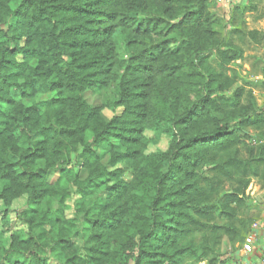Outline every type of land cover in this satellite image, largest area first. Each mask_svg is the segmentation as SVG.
Masks as SVG:
<instances>
[{
	"label": "trees",
	"instance_id": "16d2710c",
	"mask_svg": "<svg viewBox=\"0 0 264 264\" xmlns=\"http://www.w3.org/2000/svg\"><path fill=\"white\" fill-rule=\"evenodd\" d=\"M13 4L0 0V131L9 118L23 145L0 132V179L8 180L3 194L15 187L34 207L22 216L29 233L49 221L39 206L58 194L57 182L49 181L51 172L80 144L76 158L89 169L78 183L81 195L100 187L108 194L91 215L93 246L90 260L81 259L82 264H119L123 258L126 264H224L216 246L220 237L234 236L230 220L245 202L239 187L213 197V183L199 174L205 165H214L219 181L221 174L260 175L264 141L249 150L257 164L248 173V161L233 156L231 149L237 130L252 126L264 136V107L253 101L255 109L245 112L237 101L240 87L231 97L222 93L233 81L220 79L222 73L208 62L205 50L216 49L224 64L241 58L242 51L232 53L223 39L215 45L208 0ZM10 18L15 20L9 24ZM111 82L118 87L111 104L122 111L105 119L101 107L86 101L83 93ZM38 95L44 97L37 101ZM147 128L169 137L166 150L153 156L158 160L155 173L146 167L149 160L137 163ZM32 133L40 136L36 142ZM116 143L122 151L112 153L110 162L133 166L130 181L121 177V169L94 167ZM121 210L132 216L128 223L117 220ZM49 226L40 227L37 241L57 249L65 237L53 233L54 224ZM77 259L73 254L67 261L75 264ZM18 264L47 263L28 253Z\"/></svg>",
	"mask_w": 264,
	"mask_h": 264
},
{
	"label": "rangeland",
	"instance_id": "374dc122",
	"mask_svg": "<svg viewBox=\"0 0 264 264\" xmlns=\"http://www.w3.org/2000/svg\"><path fill=\"white\" fill-rule=\"evenodd\" d=\"M12 1L13 7L17 0ZM208 10L213 16L214 23L210 26L213 34L212 40L215 45L221 39L232 49V53L238 50L242 51V57L230 61L228 64L222 63L217 57L216 49L205 50L204 56L208 62L221 74V80L232 82L222 91L226 97L233 96V91L237 88L242 89V94L237 99L239 105H242L245 112L255 109L253 101L259 108L264 107V0H208ZM12 8V6H11ZM15 19L10 18L9 24ZM5 29V28H4ZM27 40L26 36L22 37ZM4 40L0 37V42ZM222 47V46H221ZM228 47H225L227 49ZM18 60L22 61L19 55ZM220 93V91H217ZM118 87L116 82H111L105 87L93 90H85L83 95L89 103L101 107V116L110 119L115 114L122 111V107H113L111 102L116 100ZM44 95H38L35 100L39 101ZM29 104V100L26 101ZM110 102V103H109ZM215 117H222L215 112ZM6 124L3 132L5 135H11V140L22 146L21 139L17 136L19 129L9 126L10 119L6 117ZM237 128V127H236ZM262 129L248 126L242 130H237V140L232 146L231 154L242 161H248V173L251 164H257L250 159V149L257 148L264 141ZM33 134V133H32ZM33 134L32 141L36 142L40 136ZM144 142L139 149L137 163L143 166L147 160V169L155 173V166L158 160L153 156L163 153L168 145L169 137L166 133L152 128H147L143 133ZM3 142V141H1ZM27 140L24 142L26 146ZM1 144V143H0ZM106 152L102 159L95 162L94 167L104 168L107 171L121 169L124 180L130 181L134 173V167L124 161H118L114 164L110 162L111 155L114 152L122 151L117 143ZM81 145L74 148L70 158L62 163L59 168L51 172L49 181L56 183L58 194L52 195L48 200H43L39 206L40 209L48 213V222L34 226L33 234L29 233L27 224L22 216L29 209L26 194H16L14 187L10 194L5 195L2 192L4 185L8 180L0 179V264H18L22 262L28 253H35L47 264H71L69 255L75 254L77 260L75 264H82L81 259L90 260V249L93 246L90 233L92 229V217L99 200L107 197L104 187L95 190L89 196H82L79 182L84 181L89 175V169L85 168L80 159L76 158ZM257 156V155H255ZM153 157V158H152ZM223 155L222 159H225ZM259 176H245L233 178L221 174V180L217 178V172L214 165H205L199 177H205L207 182L213 183L214 188L211 193L213 197L223 191H229L236 187L241 189L239 196L244 200V205L237 207L231 218V227L235 230L232 241L228 237H220L218 245L219 259H225L224 264H237L241 255L250 254L251 259H258L264 255V248L258 245L257 234L262 229L261 220L264 219V163H258ZM242 168V167H241ZM65 169V170H64ZM224 175V176H223ZM114 182L111 179L107 185ZM203 183V181H201ZM10 183V182H9ZM219 186V187H218ZM63 197V198H62ZM38 210V209H36ZM117 220L129 222L132 218L130 213L119 211ZM114 214V213H113ZM128 214V215H127ZM131 217V218H130ZM214 222L213 219H202L201 221ZM50 224H54L53 233L63 234L66 241L59 244L57 249L51 243H41L37 241L36 233L40 227L50 229ZM38 235V234H37ZM250 239V242L247 241ZM209 240L211 236L209 234ZM208 241V240H207ZM249 243V253H245V244ZM118 249V247H117ZM245 251V252H244ZM217 263V260L215 261ZM214 263V264H215ZM119 264H126L124 258ZM199 264H207V261H200Z\"/></svg>",
	"mask_w": 264,
	"mask_h": 264
},
{
	"label": "crops",
	"instance_id": "0c3cea01",
	"mask_svg": "<svg viewBox=\"0 0 264 264\" xmlns=\"http://www.w3.org/2000/svg\"><path fill=\"white\" fill-rule=\"evenodd\" d=\"M261 227H262V229H260V231H259L258 234H257V240H259V241H258V245H259V247H260V248H264V219L261 220ZM252 254H253V253H250V254H244V255H241V254H240L241 259H239V263L237 262V264H246L247 261H248L249 259H251L250 257H251Z\"/></svg>",
	"mask_w": 264,
	"mask_h": 264
},
{
	"label": "built area",
	"instance_id": "2783aa9c",
	"mask_svg": "<svg viewBox=\"0 0 264 264\" xmlns=\"http://www.w3.org/2000/svg\"><path fill=\"white\" fill-rule=\"evenodd\" d=\"M247 241L250 242V239H247ZM244 250L247 251V252L244 251L245 253H249V251H248V250H250L249 243L245 244ZM246 264H264V255L260 256L258 259H254V260L249 259Z\"/></svg>",
	"mask_w": 264,
	"mask_h": 264
}]
</instances>
